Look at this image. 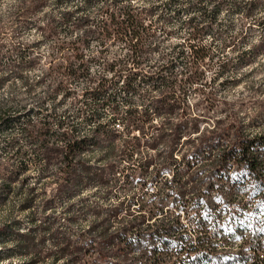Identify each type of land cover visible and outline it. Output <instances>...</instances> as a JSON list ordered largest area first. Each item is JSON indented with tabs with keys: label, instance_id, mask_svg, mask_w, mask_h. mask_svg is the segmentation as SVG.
Segmentation results:
<instances>
[{
	"label": "trees",
	"instance_id": "trees-1",
	"mask_svg": "<svg viewBox=\"0 0 264 264\" xmlns=\"http://www.w3.org/2000/svg\"><path fill=\"white\" fill-rule=\"evenodd\" d=\"M204 1H20V15L44 14L42 39L61 31L77 34L58 39L45 61L28 46L8 50L17 54L9 65L25 92L0 106V207L13 196L20 211L0 225V262L15 256L29 264H203L216 251L214 238L231 223L230 215L245 220L238 210L264 208V101L245 117L242 98L219 100L205 90L204 70L214 66V56L203 37L221 11L217 4L227 0L209 11ZM261 2L248 0L233 9L253 16ZM194 9L202 16L189 14L182 21L190 29V53L174 58L185 60L181 70L175 73L171 60L143 73V35L157 21L167 27L174 16ZM110 38L126 51L104 58L108 76H89V58H103L86 56L89 39L105 45ZM258 45L264 47V38ZM37 64L41 76H22ZM225 66L226 61L217 65L216 77ZM79 77L88 84L74 95L72 82ZM142 82L150 85L134 104L130 95ZM194 83L199 98L191 105L183 95ZM71 95L74 112H59L57 103ZM30 98L36 106L28 104ZM218 105L220 114L213 115ZM78 121L90 122L91 131L79 133ZM100 147L105 154L92 158ZM225 204L227 210L209 212ZM257 217L264 220L253 215L247 221L258 224Z\"/></svg>",
	"mask_w": 264,
	"mask_h": 264
},
{
	"label": "rangeland",
	"instance_id": "rangeland-1",
	"mask_svg": "<svg viewBox=\"0 0 264 264\" xmlns=\"http://www.w3.org/2000/svg\"><path fill=\"white\" fill-rule=\"evenodd\" d=\"M21 0H0V106L6 107L9 105V98L18 97L25 92V86L20 76L17 75L15 68L9 65L10 60L17 58V54L8 50L12 46H20L21 48L28 46L29 52L32 49L33 53L37 52L41 54L42 60L48 58L49 54L54 51V44L58 39H73L77 33L66 34L61 31L57 36H52L48 39H42L41 27L45 21V16L42 12L34 11L20 15L19 7ZM216 2L220 0H205L202 2L207 11H209ZM248 0H227L223 3H218L219 12L213 29L207 31L203 37L205 47L210 50V53L214 56V66L211 68H205L204 80L206 81L205 90H210L217 98H225L228 101L242 98L243 110L246 114L245 117H252L259 109L258 104L260 100L264 101V47L259 46L262 38H264V3H258L256 6V15L245 17L240 11H234V7L244 8L247 6ZM99 7V3L94 4L92 7L95 13ZM189 14L195 15L199 19L200 12L194 9L193 12H181L179 15L174 16L170 25L161 28L160 22H156V29L143 35V38L148 42L144 52V62L141 64L143 73L153 72L156 66L165 64L173 60L172 70L178 73L182 66L183 61L174 59L178 52L183 51L184 55L190 53V44L193 42L189 40L188 31L190 29L182 25V21L186 19ZM94 15V14H93ZM263 22L262 25L258 23ZM247 25H250L247 27ZM126 51L124 44L114 38H110L107 44L102 45L96 42L95 39H89V45L85 49L86 56H103L102 59L89 58V76H99L105 74L108 76V71L105 70V60L111 59L114 56H122ZM105 58V60H104ZM226 61L224 73L220 76L217 75L220 62ZM42 74V68L39 64L34 66L31 70H26L23 75L29 81H33ZM216 77V78H215ZM211 78H215L214 82L210 81ZM50 80L47 79L46 83ZM121 83V82H120ZM87 78L79 77L72 82V88L74 89V95L82 92L83 88L87 86ZM149 82H142L138 91L131 93V101L134 104L140 102L142 92L148 88ZM187 86L184 90V98L187 103L194 104L199 98V94L193 92L196 87ZM46 84L37 86L36 93L42 95L45 90ZM116 91L120 93L119 85L116 86ZM119 97L120 102L125 99V95L122 93ZM61 97V93L58 94V98ZM72 95L67 97L66 100H61L57 103L59 112H63L64 109L68 110V113L72 114L74 111L70 107L69 101ZM30 106H36L37 100L30 98L28 101ZM47 101L46 105H48ZM258 103V104H257ZM51 105V103H49ZM219 107H213L210 112L220 114ZM108 111H102V115L107 117ZM248 117V119H249ZM261 128H264V119L262 120ZM77 131L79 133H89L91 131V123L87 121H78ZM254 130H257L256 128ZM26 146V144H23ZM102 154H105V147H100L92 154V158H98ZM13 197V196H12ZM9 199V202L0 207V225L6 219L19 216V210L16 207V198ZM221 197V196H220ZM11 204H15V207L11 209ZM257 207V206H256ZM255 208V207H254ZM239 214L251 212V210H238ZM264 212L263 207L253 209L251 213L260 215ZM216 214L217 211L211 212ZM210 214V215H213ZM254 215V216H255ZM23 216L21 215V218ZM183 219V217H181ZM183 219V223H185ZM253 227H260V225L252 222ZM188 224V223H185ZM189 225V224H188ZM191 226V225H190ZM189 228V226H187ZM228 225H224L223 230L227 231ZM234 230L239 232V228L233 224ZM235 232V231H234ZM239 233H244L243 231ZM220 242H217V246ZM219 248V247H217ZM230 249H225L223 256L230 254ZM216 264H221L220 257L215 254ZM29 264L23 263L22 259H18L15 256L9 257L7 260L0 262V264Z\"/></svg>",
	"mask_w": 264,
	"mask_h": 264
},
{
	"label": "bare ground",
	"instance_id": "bare-ground-1",
	"mask_svg": "<svg viewBox=\"0 0 264 264\" xmlns=\"http://www.w3.org/2000/svg\"><path fill=\"white\" fill-rule=\"evenodd\" d=\"M261 215V214H260ZM224 226H222L220 228V231L223 232V236H226L228 238H235V236H244V234L246 232H252L254 230V228H247V229H239V232L243 231L244 233H239L238 231L234 230L236 232L235 236L229 235L230 233L227 231L223 230ZM234 233V232H232ZM262 238L264 240V233L261 232H256V234H254L252 236V240H253V247L254 250H261L262 247ZM229 246L231 248H238V252H231L228 256H233L235 257V259L233 260H227V261H222L221 264H246L247 262L251 261V254L248 253V249H245V240L244 239H229ZM216 249H221V251H217L215 252V254H217L218 257H222L223 253L225 252V249H223V242H220V245H218ZM209 264H212V261L209 259L208 260Z\"/></svg>",
	"mask_w": 264,
	"mask_h": 264
},
{
	"label": "built area",
	"instance_id": "built-area-1",
	"mask_svg": "<svg viewBox=\"0 0 264 264\" xmlns=\"http://www.w3.org/2000/svg\"><path fill=\"white\" fill-rule=\"evenodd\" d=\"M214 239H216V242H223V249H230L231 252H238V248H231L229 246V239H235V238H228L226 236H223L222 231H217V235ZM240 239L245 240V249H248V253L251 254V261L247 262L246 264H264V240L263 238H262L261 250H254L252 232H246L244 236H240ZM217 251H221V249H216V251H214L213 253L211 252L210 255L212 257H215V252Z\"/></svg>",
	"mask_w": 264,
	"mask_h": 264
},
{
	"label": "snow or ice",
	"instance_id": "snow-or-ice-1",
	"mask_svg": "<svg viewBox=\"0 0 264 264\" xmlns=\"http://www.w3.org/2000/svg\"><path fill=\"white\" fill-rule=\"evenodd\" d=\"M227 209H228V205L225 204V207L223 209L218 208L215 211L223 212V211H225ZM209 212L211 213V209L209 210ZM253 215H255V214L251 213V212L245 213V220H236L235 216H231L230 215L231 223L228 224L227 232H229V233L234 232L233 223L239 228H252L253 227L252 223H248L246 221L249 218H251ZM261 215H264V212H262ZM257 223L259 225H261V226L256 228L255 230L257 232L264 233V220H261V219H259V217H257ZM235 239L239 240L240 236H238V235L235 236ZM202 255L203 254H198V257L202 256ZM198 257H193L192 259L196 260ZM219 259H220V261H227V260H233V259H235V257H233V256H222ZM210 260L212 261V264H216V258L215 257L210 258ZM203 264H209V262L208 261H204Z\"/></svg>",
	"mask_w": 264,
	"mask_h": 264
}]
</instances>
